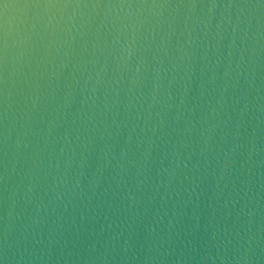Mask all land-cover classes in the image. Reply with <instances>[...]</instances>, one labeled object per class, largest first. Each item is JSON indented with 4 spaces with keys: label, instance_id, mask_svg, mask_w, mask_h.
I'll return each mask as SVG.
<instances>
[{
    "label": "water",
    "instance_id": "1",
    "mask_svg": "<svg viewBox=\"0 0 264 264\" xmlns=\"http://www.w3.org/2000/svg\"><path fill=\"white\" fill-rule=\"evenodd\" d=\"M0 264H264V0H0Z\"/></svg>",
    "mask_w": 264,
    "mask_h": 264
}]
</instances>
